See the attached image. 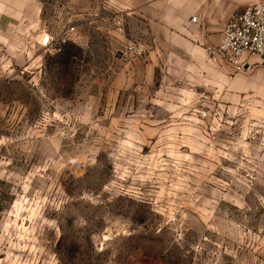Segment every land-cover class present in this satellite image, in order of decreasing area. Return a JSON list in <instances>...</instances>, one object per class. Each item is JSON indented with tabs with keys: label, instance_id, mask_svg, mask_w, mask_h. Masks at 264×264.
<instances>
[{
	"label": "rangeland",
	"instance_id": "obj_1",
	"mask_svg": "<svg viewBox=\"0 0 264 264\" xmlns=\"http://www.w3.org/2000/svg\"><path fill=\"white\" fill-rule=\"evenodd\" d=\"M101 2L41 0L0 42V264H264V61L148 102Z\"/></svg>",
	"mask_w": 264,
	"mask_h": 264
},
{
	"label": "crops",
	"instance_id": "obj_2",
	"mask_svg": "<svg viewBox=\"0 0 264 264\" xmlns=\"http://www.w3.org/2000/svg\"><path fill=\"white\" fill-rule=\"evenodd\" d=\"M254 1L102 0L101 3L124 17V32L118 33L120 40L142 43L147 49L145 58H130V81L137 82L143 76L148 80V102H169L173 97L170 94L180 91V82L183 87L212 88L217 84L218 72L238 70L221 56L218 63L211 62L206 46H217L227 20ZM40 5L41 0H0V42L16 31H23L25 19H30L27 15L32 13L28 16L33 18L35 13L39 15ZM255 61L250 58L248 66L241 70L250 68ZM181 96L171 99L185 102L184 92ZM250 103L264 109V102Z\"/></svg>",
	"mask_w": 264,
	"mask_h": 264
},
{
	"label": "built area",
	"instance_id": "obj_3",
	"mask_svg": "<svg viewBox=\"0 0 264 264\" xmlns=\"http://www.w3.org/2000/svg\"><path fill=\"white\" fill-rule=\"evenodd\" d=\"M192 20L197 21V17H193ZM115 26L118 33L124 32L123 16H116ZM76 33L77 27L69 22L57 35L49 31L42 33L38 45L51 54L59 53ZM221 35V41L217 46H206L211 62L218 63L221 56L235 68L243 69L248 66L249 59L253 56H258L264 61V0H256L234 13L225 23ZM121 52L123 55L143 58L147 49L142 43L129 42ZM201 97L208 99L205 93ZM198 117L206 121L210 119L211 112L204 106Z\"/></svg>",
	"mask_w": 264,
	"mask_h": 264
},
{
	"label": "water",
	"instance_id": "obj_4",
	"mask_svg": "<svg viewBox=\"0 0 264 264\" xmlns=\"http://www.w3.org/2000/svg\"><path fill=\"white\" fill-rule=\"evenodd\" d=\"M117 55H118V57H121L122 56V52L121 51L118 52Z\"/></svg>",
	"mask_w": 264,
	"mask_h": 264
},
{
	"label": "trees",
	"instance_id": "obj_5",
	"mask_svg": "<svg viewBox=\"0 0 264 264\" xmlns=\"http://www.w3.org/2000/svg\"><path fill=\"white\" fill-rule=\"evenodd\" d=\"M65 46H66V45H65ZM63 49H64V48H63ZM62 51H63V50H62ZM62 51H61V52H62Z\"/></svg>",
	"mask_w": 264,
	"mask_h": 264
}]
</instances>
